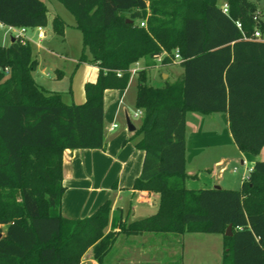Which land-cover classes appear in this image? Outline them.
<instances>
[{"label":"trees","instance_id":"16d2710c","mask_svg":"<svg viewBox=\"0 0 264 264\" xmlns=\"http://www.w3.org/2000/svg\"><path fill=\"white\" fill-rule=\"evenodd\" d=\"M57 1L82 33L78 64L96 66L98 76L84 85L83 104H66L36 83L30 42L0 46V264H81L87 252L103 264L119 236L145 233L218 234L222 264H264V42L253 38L256 29L264 38V7L225 0L224 13L217 0ZM0 24L44 28L46 5L0 0ZM63 27L54 17V33ZM174 50L183 74L149 85L148 71L159 60L171 64ZM141 60L142 115L132 139L144 158L131 190L157 195V212L128 222L106 201L90 216L64 218L63 153L104 148V92L127 89ZM188 112L226 113L239 151L263 154L240 189L186 188Z\"/></svg>","mask_w":264,"mask_h":264},{"label":"crops","instance_id":"0c3cea01","mask_svg":"<svg viewBox=\"0 0 264 264\" xmlns=\"http://www.w3.org/2000/svg\"><path fill=\"white\" fill-rule=\"evenodd\" d=\"M0 27L5 26L0 24ZM30 31L35 34L37 40L33 35H28ZM44 33L46 34L45 39H48L46 27H44ZM12 38L13 36L10 37L8 44H2L1 47H8L12 43ZM43 40H38L34 29H28L22 39L23 42L28 41L35 47L33 55L37 61V69L40 67L38 60L40 54H52L49 49L40 46ZM75 60L72 59L73 62ZM179 63L180 60L166 65L158 62L147 73L148 84L162 87L165 82L174 83L183 74ZM75 64L76 68L79 65H86L90 69L84 77V84L96 81L98 76L96 66L88 63L78 64V61H75ZM144 65V61L141 60L132 65L130 70L137 72L143 69ZM37 69L33 76L35 75L34 79L38 85L49 92L59 93L64 103L73 104L69 91L67 93L71 100L67 103L64 101V92L48 89L41 84L43 81H38L36 77ZM153 71H157L163 77L161 85H152ZM53 72H55V79L61 78L64 74L63 70L57 68H54ZM133 76L136 78L135 74ZM170 77L172 80L169 79ZM135 80L130 79L125 90L104 92V148L64 151L63 186L65 191L61 200V215L64 218L80 219L90 216L106 201L111 203L112 213L118 209L128 222L157 212V195L131 190L135 179L140 175L144 158V152L135 147L138 138L132 139L140 125V117H134L137 111L135 109ZM76 102L75 105L85 102L84 92L83 94L78 93ZM125 116L129 117L135 128L134 131L127 129ZM113 125H116V128L111 129ZM185 129V171L189 176L185 181L187 189H213L215 186H219L220 189H240L244 183L243 178L247 176V170L263 158L262 153L253 156L239 151L233 142L226 113L203 115L198 112H188L185 118ZM185 235H178L179 238L153 233L130 237L121 235L105 257L103 264H167L168 257L170 260L168 264H202L200 261L184 260ZM218 236L220 238L207 241L216 242L218 245V264H222L223 239L221 235ZM81 264H95L90 252L86 253Z\"/></svg>","mask_w":264,"mask_h":264},{"label":"rangeland","instance_id":"374dc122","mask_svg":"<svg viewBox=\"0 0 264 264\" xmlns=\"http://www.w3.org/2000/svg\"><path fill=\"white\" fill-rule=\"evenodd\" d=\"M47 8V20L48 24L46 26V32L48 33V39H44L41 43V47L44 49H49L52 54L41 53L38 60L40 61V67L37 69L36 77L38 81H43L46 88L51 90H56L59 92H64V101L67 103L72 98L73 104H77V97L79 92H84V77L87 71L90 70L89 67L79 65L76 68L75 61H78L82 55V33L76 28L75 19L73 15L57 0H42ZM257 1L259 6H264V0H253ZM225 0H217V5L224 4ZM58 17L64 24L63 34L57 35L54 33L52 28V21L54 17ZM32 30V29H31ZM29 36L35 35L32 31L28 34ZM13 33L8 32L6 27H0V46L2 44H8L10 37ZM36 39V36H34ZM33 50L35 47L33 46ZM174 50V54H175ZM164 54L161 56L163 58ZM34 58V55H33ZM72 59H76L74 62ZM176 61L175 58H172ZM161 63V60L157 63ZM77 63V62H76ZM63 70V76L59 79H55L53 69ZM5 73H8L7 69ZM35 73V72H34ZM35 76V75H34ZM153 82L152 85H161L163 82V77L158 74L157 71L152 72ZM131 79L136 78L131 76ZM172 80V77L169 78ZM136 81V80H135ZM72 97L70 98L69 94ZM238 190V189H236ZM169 236H176V234H167ZM220 236L215 234H186L185 244H184V257L189 261H200L202 264H218L219 260L217 257L219 248L216 242H211L207 240H216ZM214 243V244H213ZM213 244V245H212ZM169 256V255H167ZM168 261L169 257H168ZM167 261V264H168ZM170 264V263H169Z\"/></svg>","mask_w":264,"mask_h":264},{"label":"built area","instance_id":"2783aa9c","mask_svg":"<svg viewBox=\"0 0 264 264\" xmlns=\"http://www.w3.org/2000/svg\"><path fill=\"white\" fill-rule=\"evenodd\" d=\"M221 8H222V10H223L224 13H227L228 7H227V5L225 3L222 5ZM257 20H258V15H256L254 17V21H257ZM140 26L141 27H145V23L144 22H141L140 23ZM236 26L239 29L241 28V24L240 23H236ZM5 27L7 28V31L8 32L13 33V38L14 39H21V40L23 39L26 31L28 30V29H25V28H16V27H13V26H5ZM34 31L37 34L38 40L45 39L46 34L44 33V28L43 27H37V28L34 29ZM253 38L256 39V40H259V41L264 42V38L262 37V35H261V33L259 32L258 29L255 30L254 35H253ZM174 58L176 60H181V58L179 56L178 50L175 51ZM131 74L134 75L135 74V71H132ZM141 115H142V111L137 110L135 112V114H134V117H141ZM113 128H116V125H113L111 129H113ZM251 172H252V168H249L247 170V176H245L243 178V181L244 182H246L249 179V176H250Z\"/></svg>","mask_w":264,"mask_h":264},{"label":"water","instance_id":"95a60500","mask_svg":"<svg viewBox=\"0 0 264 264\" xmlns=\"http://www.w3.org/2000/svg\"><path fill=\"white\" fill-rule=\"evenodd\" d=\"M11 42H14V39L13 38L11 39ZM125 122H126L127 129L129 131H134L135 128L132 126V124H131L128 116H125ZM214 189H220V187L219 186H215ZM225 235L226 236H231L232 235V233H231V226H228L227 227V230L225 232ZM1 237H2V234L0 233V239H1Z\"/></svg>","mask_w":264,"mask_h":264}]
</instances>
